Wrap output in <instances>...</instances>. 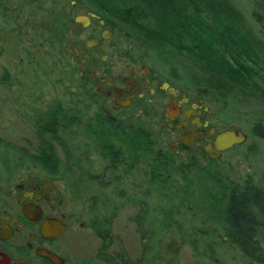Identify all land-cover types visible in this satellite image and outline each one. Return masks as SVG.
Wrapping results in <instances>:
<instances>
[{"label": "flooded vegetation", "instance_id": "obj_1", "mask_svg": "<svg viewBox=\"0 0 264 264\" xmlns=\"http://www.w3.org/2000/svg\"><path fill=\"white\" fill-rule=\"evenodd\" d=\"M1 8L3 10L4 6ZM18 8L6 10L9 12L7 16L13 14V19L10 20V25L0 26V36H3V29L19 33V29L24 27L17 21L22 18L18 16ZM58 11L62 12V9ZM86 17L90 19L87 27L96 22L102 29L99 33L95 29V33L83 42L72 39L67 45L70 49L66 52L67 58L75 57L78 60V93H84L83 87L92 92L93 95L85 94V98L92 99L90 108L98 117L91 120L90 124L82 122L80 126L83 132V127L91 125L94 137L91 145H82L77 155L81 161L94 156L100 164L96 170L86 168L90 163L78 169V185L81 188L87 191L93 187L120 190L134 186L129 184L134 175L143 176V181L138 185H145L148 174L146 133L149 131L156 136L158 142L155 149L158 159L168 164L173 163V167L175 165L183 172L189 166L188 171H191L194 168L191 165L196 161L221 162L227 152L246 144L248 138L243 131L231 126L223 128L221 123H213L212 113L202 99L183 91L172 80L164 79L141 59L115 54V43L111 41L113 32L93 15ZM75 18L73 28L79 34L87 27L76 24ZM29 27L22 30L23 33H30L36 23ZM104 32H109L107 39H102ZM90 40L101 42L98 46L87 48L86 42ZM30 44L34 43H29V47ZM41 44L47 45L45 42ZM0 60H3V63L0 62V88L15 89L18 95L20 78L35 72L34 56L23 59L19 57L18 51L5 52L0 47ZM12 105V109L19 112L17 106ZM6 108L11 110L10 107ZM23 123L31 127L36 140V119L31 116ZM225 131H240L246 135V141L221 153L213 150L215 158H210L205 150L213 147L215 138ZM14 133V130L4 133L0 128V148H5V139ZM132 133L136 134L134 138ZM84 140L86 138L82 135L79 141L82 143ZM5 149L0 150V264H146V247L142 245L146 238L142 237L141 226H138V230L141 229V249L134 260L123 250L119 237L110 230L103 232L104 234L96 230L94 245L87 247L80 232L83 225L77 223L69 208V201L54 179L57 177L38 178L30 165L34 154L21 155L6 152ZM133 150L139 151V157L132 163ZM4 154L13 155L10 157L3 156ZM20 157L22 165L15 164V167H11V160L20 161ZM108 158L116 159L111 168L107 163ZM5 159L9 160L8 165ZM5 164L7 169L3 167ZM17 172L23 173L25 178L16 180L13 175ZM57 180L63 181L62 178ZM64 187H67L66 183ZM127 200L132 201L131 195ZM140 203H143L142 200ZM104 222L111 224L109 218ZM257 234L264 235V227L259 228ZM113 246L117 250L112 249ZM89 252L91 253L87 256L86 253Z\"/></svg>", "mask_w": 264, "mask_h": 264}, {"label": "trees", "instance_id": "obj_2", "mask_svg": "<svg viewBox=\"0 0 264 264\" xmlns=\"http://www.w3.org/2000/svg\"><path fill=\"white\" fill-rule=\"evenodd\" d=\"M71 1L75 5H67V10H50L44 21L37 23L30 33H26L24 40L22 30L19 29L17 33L3 29L0 47L5 52L18 51L19 57L23 59H31L33 55L37 73L42 58L48 60L56 56L58 61H70L73 58L66 56L70 49L67 45L78 35L73 28L74 18L81 11H85V15L91 13L97 16L104 22L105 27L113 32V43L117 44L118 39L130 46L129 54L122 55L141 59L164 79L174 81L179 77L173 68L163 71L164 67L157 59L162 56L161 47L186 54L199 70L211 75V79L205 81L204 86L188 90L203 101L217 104L220 98L230 96L233 86L242 85L248 86L254 94L249 92L252 96H264V89L257 86L255 81L259 72L264 70L260 57L263 42L258 37V32L246 24L244 15L231 0H135V3L129 5L119 3L120 0ZM6 17L12 20L13 14ZM42 42L47 45L41 44ZM29 43L34 44L29 47ZM69 71L77 76V68ZM75 86L79 91L77 84ZM83 91V94H76L78 102L81 100L80 110L76 106H66L62 101H56L36 118V140L39 145L33 160L52 171L59 165L56 147L60 148L67 158L77 159L76 155L81 146L87 147L92 143L94 135L91 125L83 127V132L80 126L82 122L90 124L91 120L98 117L90 108L92 99L85 98V94L93 95L92 92L86 87H83ZM77 100L72 102L77 104ZM249 129L254 140L251 144L254 143L255 146L252 144L246 147L244 153L248 156L254 153L257 155L258 151L264 153V119L251 122ZM82 135L86 140L80 143L79 138ZM135 136L136 134L132 133V138ZM146 141L147 169L152 177L151 181L169 176V170L179 172L175 165L173 167V163L168 164L158 159L155 150L158 142L150 131L146 133ZM132 144L134 148V142ZM5 147L7 148V145ZM13 150L16 149L9 148L6 152ZM18 152L21 155L28 153L20 150ZM136 157H139V151L133 150L132 163ZM20 158V161L11 160L10 166L22 165V157ZM5 162L7 164L9 160L5 159ZM115 162V158L107 160L110 168ZM6 164L3 165L5 169L8 168ZM189 167L185 169L186 172ZM191 167L197 169V173L203 174L204 179L212 185L215 192L211 191L213 193L207 197L209 203H222V208L216 211L220 220L218 231L249 264H264V250L257 238L258 229L264 227V172L257 175L256 172L245 174L230 168L224 171V165L220 161H196ZM166 203L169 206L167 210L172 211L171 200ZM173 214H176V211ZM199 235L202 248L211 251L214 243L205 238V233L201 232ZM142 237L146 238L144 233Z\"/></svg>", "mask_w": 264, "mask_h": 264}, {"label": "rangeland", "instance_id": "obj_3", "mask_svg": "<svg viewBox=\"0 0 264 264\" xmlns=\"http://www.w3.org/2000/svg\"><path fill=\"white\" fill-rule=\"evenodd\" d=\"M231 1L244 15L246 24L258 32L257 35L263 42L260 57L264 63V0ZM119 3L129 5L135 3V0H120ZM67 5L72 6L75 3L71 0H0V26L11 24V21L6 18L9 13L6 10L19 7L18 16L22 18H20L21 21H17L24 25L25 28L22 26L24 31L34 23L44 21L45 15L50 10H67ZM2 6H4L3 10ZM84 13L85 11H81L78 15L87 16ZM93 17L101 21L97 16L93 15ZM95 29L96 33H99L102 28L95 22L91 27L83 28L76 40L85 41L95 33ZM25 37L24 33L23 40ZM114 45L116 54H129L131 48L127 43L117 39V44ZM160 51L163 52L162 56H158L157 59L164 67L163 71L166 72L173 68L179 77V81L174 80L173 82L180 85L183 91L188 92L196 86L202 87L205 81L211 79V75L199 70L186 54L175 52L164 46ZM55 57L52 56L48 60L40 59L38 73L33 71V75L27 74L23 79L20 78L18 95L15 89L0 88V104L2 105L0 128L2 127L4 133L8 130L16 132L5 139L7 142L4 146L7 145V148L2 147L0 150L15 148L16 150L13 151L17 153L20 150L35 155L39 144L33 136L31 127L23 123L24 120L31 116L36 119L56 101H62L66 106L69 104L76 106L80 110L81 100L78 102L76 98L78 97L75 86L76 76L74 72L69 71L78 67V60L71 59L61 62ZM0 62L3 63V60ZM262 71L259 72L255 81L256 85L263 90L264 70ZM249 92L253 94L248 86H233L229 93L230 96L220 98L217 104L204 101V105L210 109L213 123H221L223 128L231 126L241 130L248 138L241 148L225 154L224 160L221 161L224 171L230 168L240 173L256 172L257 175H261L264 172V161L262 162L264 153L258 151L257 155L254 153L248 156L244 150L252 144L255 146L254 143L251 144L254 140L251 138L249 125L255 120L264 119V96H252ZM72 100H77V104ZM12 104L17 106L19 112L12 109ZM6 107H10L11 110H7ZM56 148L59 165L55 171L36 162L35 159L30 161V165L35 169L34 173L38 178L63 179L59 181L54 178L63 196L69 201V208L73 211L77 223L83 225L80 232L83 234L85 243L87 242V247L94 245L93 236L96 230L101 233L110 230L113 235L119 237L123 250L134 260L141 249L138 230V226H141L142 230H140L146 237L142 244L146 247L144 257L146 264H249L218 231L217 225L220 220L216 211L222 208V203H209L207 197L215 191L212 190V185L204 179L203 174L197 173V169L193 168L187 172L179 170L178 173L169 170V176L154 181H151L152 177L147 169L146 183L142 184V187L138 184L143 181V176L134 175L129 184L137 185L136 188L130 186L114 190L93 187L92 190L87 191L78 185L77 171L87 163L91 164L86 167L87 169L96 170L100 166L97 158L89 156L82 161L78 155L77 159L76 157L67 158L60 148ZM12 155L4 154L3 156L11 157ZM13 177L16 180L25 178L21 172H17ZM65 183L67 187H64ZM130 195L132 201L127 200ZM169 199L174 209L172 211L167 210L169 206L166 202ZM141 200L143 203H140ZM175 211L176 214H173ZM108 218L111 224H105L104 220ZM201 232L205 233V238L214 243L211 251H205L202 248L199 242ZM257 238L264 250V235L258 234ZM113 248L117 250L116 246Z\"/></svg>", "mask_w": 264, "mask_h": 264}, {"label": "water", "instance_id": "obj_4", "mask_svg": "<svg viewBox=\"0 0 264 264\" xmlns=\"http://www.w3.org/2000/svg\"><path fill=\"white\" fill-rule=\"evenodd\" d=\"M75 23L81 25L82 27H87L90 23V19L86 16H77L75 18ZM109 35V32H104L102 34V39H107ZM100 40H90L86 42L87 48H92L95 46H98L100 44ZM80 52H78V55ZM164 87H167V85H164ZM246 141V135L243 134L240 131H225L221 134H219L215 140L213 147H207L205 150L210 158L214 159L215 156L212 154L213 150H216L217 152L221 153L224 152L231 147L235 145H241Z\"/></svg>", "mask_w": 264, "mask_h": 264}]
</instances>
